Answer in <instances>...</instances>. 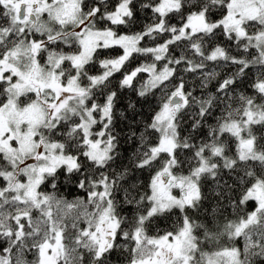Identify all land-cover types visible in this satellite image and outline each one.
<instances>
[{"label":"snow or ice","instance_id":"6c2138e0","mask_svg":"<svg viewBox=\"0 0 264 264\" xmlns=\"http://www.w3.org/2000/svg\"><path fill=\"white\" fill-rule=\"evenodd\" d=\"M0 264H264V0H0Z\"/></svg>","mask_w":264,"mask_h":264}]
</instances>
